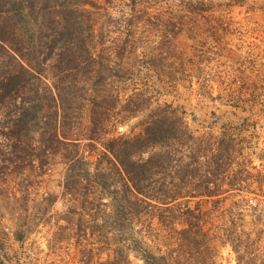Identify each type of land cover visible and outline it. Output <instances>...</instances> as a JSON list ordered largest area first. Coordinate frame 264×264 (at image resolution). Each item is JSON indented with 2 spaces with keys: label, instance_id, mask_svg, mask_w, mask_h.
Listing matches in <instances>:
<instances>
[{
  "label": "trees",
  "instance_id": "16d2710c",
  "mask_svg": "<svg viewBox=\"0 0 264 264\" xmlns=\"http://www.w3.org/2000/svg\"><path fill=\"white\" fill-rule=\"evenodd\" d=\"M104 1L114 14L95 0H0V183L22 185L26 174L63 166L66 208L56 213L53 240L70 244L80 264H89L87 241L104 244L131 224L145 235L159 227L168 242L199 251L210 212L233 195L261 191L264 178L236 158L247 138L241 128L195 136L171 104L152 109L140 134L105 138L115 110L134 117L152 104L147 75L156 61L137 53L135 31L163 16L142 0ZM54 202L40 199L32 226L17 216L13 239L21 242ZM236 224L217 230L236 264H264V246L256 249L264 230ZM137 248L143 264H169L141 242ZM105 255L98 264H126L118 245Z\"/></svg>",
  "mask_w": 264,
  "mask_h": 264
},
{
  "label": "rangeland",
  "instance_id": "374dc122",
  "mask_svg": "<svg viewBox=\"0 0 264 264\" xmlns=\"http://www.w3.org/2000/svg\"><path fill=\"white\" fill-rule=\"evenodd\" d=\"M95 2L114 14L104 0ZM141 2L163 16V22L141 25L135 31L137 53L156 61L147 75L152 104L134 117L115 110L105 138L140 134L152 109L171 104L195 136L218 135L224 126L241 128V136L247 138L236 147V158L246 170L264 178V0H204L203 11L194 7L198 0ZM172 31L179 32L173 39ZM235 168L233 164L228 172ZM48 169L38 178L26 174L22 185L12 178L0 183V264H80L70 244L53 240L56 213L66 208L61 194L64 168L55 164ZM89 170L93 172L92 164ZM46 195L55 197L48 217L36 223L21 242L15 241L12 233L23 222L19 224L17 216L26 214L32 226L38 202ZM211 207L202 205L203 210ZM230 220L238 230H264V187L233 195L212 210L205 226L209 241L199 251L168 242L165 233L157 231L159 227L145 235L137 224H131L122 237L108 234L104 244L98 238L87 241L92 250L89 264L103 262L106 248L116 245L123 250L120 262L143 264L139 242L142 249L167 256L169 264H236L231 247L217 233ZM263 246L264 235H260L256 249Z\"/></svg>",
  "mask_w": 264,
  "mask_h": 264
}]
</instances>
